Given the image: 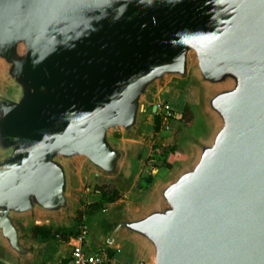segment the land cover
Masks as SVG:
<instances>
[{
  "label": "water",
  "instance_id": "water-1",
  "mask_svg": "<svg viewBox=\"0 0 264 264\" xmlns=\"http://www.w3.org/2000/svg\"><path fill=\"white\" fill-rule=\"evenodd\" d=\"M165 87L201 123L103 245L123 235L146 264H264V0H0L1 259L57 254L29 227L74 225L81 176L128 178Z\"/></svg>",
  "mask_w": 264,
  "mask_h": 264
},
{
  "label": "rangeland",
  "instance_id": "rangeland-1",
  "mask_svg": "<svg viewBox=\"0 0 264 264\" xmlns=\"http://www.w3.org/2000/svg\"><path fill=\"white\" fill-rule=\"evenodd\" d=\"M167 97L170 99V101H172L171 96H167ZM186 105L188 104L186 103ZM155 117L159 118V122L157 123V125H155L156 128L159 129L163 125L162 118L158 113H155ZM170 121L172 125L170 126V128H167L169 130H167L166 132H163L162 130L159 131L158 136L157 137L155 136V138L150 139L145 148L147 155H146V159H144L143 166L145 171H143L144 172L143 178L145 177L144 179L150 180V182L153 179L152 174L156 168H159L160 170L165 169V161L160 156H158V152L154 150V146L158 145L160 147V150H162L163 147L167 148L172 145L178 146L177 138L180 137L179 136L180 134L178 132L179 130L182 131L184 128V121L181 119L180 115L174 116ZM200 121H201L200 118L199 121L198 120L194 121V123L191 126H189V128L193 126L194 127L199 126L201 123ZM112 135L118 137L120 133L119 131L116 130V131H112ZM165 155L166 156L168 155L169 157L168 151L166 152ZM172 159L173 158L170 156L168 158V161H171ZM79 180H80L78 183L79 191L76 192V201H75V206L73 207L74 216L75 217L77 216L79 218L78 226L82 222L81 221L82 216L86 217L85 222L88 226V232L86 236L88 241L92 243L103 244L102 240L104 239V232H105L104 228L107 225V221H110L111 219L115 218L114 216L119 215L120 212L123 211L124 209L123 210L122 208L120 210L117 209L115 207L117 204L111 205L110 202L111 199H114L116 197L113 195V193H110L108 196L104 195V197H102L100 192L97 191L98 186L111 187L114 186V183L112 182L100 183L96 181L95 178H91L89 176L88 177L81 176L79 177ZM139 184L140 183L138 182V185ZM128 195H129L128 197L131 199H133L132 196L134 198H138L139 196L138 191L133 192L131 190ZM118 197L119 198L122 197L125 199L124 195L119 193L117 198ZM4 259L6 260V263L8 262V264H20L16 259H14L10 255H7L6 257H4ZM136 259H138V256L133 252L132 255L130 254L127 263L134 262L136 261Z\"/></svg>",
  "mask_w": 264,
  "mask_h": 264
},
{
  "label": "crops",
  "instance_id": "crops-1",
  "mask_svg": "<svg viewBox=\"0 0 264 264\" xmlns=\"http://www.w3.org/2000/svg\"><path fill=\"white\" fill-rule=\"evenodd\" d=\"M172 88L173 87H171V88L165 87L163 89H160V91L154 95V99H153L152 103H155L159 100H166L174 108V111L176 112V116H178V115H181V113L184 109V106L187 103L186 102V94L179 89H175V88L172 89ZM167 96H171L172 101H170V99ZM188 107L191 111L192 117L188 123H184L183 130L188 129L189 126H191L194 123V121L197 120V117H198L197 108H194L191 106H188ZM155 113H156V111L150 114V116L148 118L149 120H148L147 126H146V133L150 134L151 136L147 141H143V140L138 141L139 143L136 146L137 153H136V156L134 158L133 165L130 168L128 178L125 181H121V182L114 184V186L118 190L119 194H122L125 197V199L122 197H120V198L118 197L114 201H110L111 205L117 204L115 207H128L129 208V207H133V206H136L137 204H139V202H140L139 200L141 198H143L144 195H147L151 191H153V189H154L153 187L155 186L157 176L159 174L166 173L170 169L169 167H166V166H165V169H167V170H165V169L160 170L159 168H156L152 174L153 179L151 178L152 179L151 182L149 180L144 179L145 177L143 178V173H144L143 171H145L144 166H143L144 165V159H146V155H147L145 148L148 144V141L152 138H155V136L157 137L159 131L162 130L163 132H166L167 130H169V129H166L163 125H162V127H160L161 129L156 128V126H155L156 125ZM163 128H165V129H163ZM171 131H172V129H171ZM180 131L181 130H179V132ZM178 147H179L181 153H183V154L188 153V150L185 146H183V145L181 146L180 144H178ZM138 182L140 183L139 185H138ZM130 190L133 192L138 191V195H139L138 198H134L133 196H132L133 199L129 198L128 194H129ZM115 207H113V208H115ZM29 229H30V227H29ZM71 236H73V235H71ZM71 236H69V237H71ZM120 237L121 238H119L118 240H114L112 246L106 247L107 253L110 254L111 256H113L112 264H126L129 260L130 254L132 255L133 252L135 254H137V256L139 258L141 256L140 247H137L136 250H133L122 239L123 235H121ZM49 241L55 242L57 245L60 246V248L58 249L57 254L51 255L52 257L48 256L45 260H43L41 262V264H60V262L69 254V251H70L69 238L65 242H57L54 240H49ZM42 242H47V241H42ZM85 245L88 248H90L91 250H96L97 248H100L103 246V244H101V243L98 244V243H92V242L88 241L87 236L85 238ZM0 264H8V262L6 263L5 260L0 258Z\"/></svg>",
  "mask_w": 264,
  "mask_h": 264
},
{
  "label": "built area",
  "instance_id": "built-area-1",
  "mask_svg": "<svg viewBox=\"0 0 264 264\" xmlns=\"http://www.w3.org/2000/svg\"><path fill=\"white\" fill-rule=\"evenodd\" d=\"M156 113L162 118V124L167 129L170 128L171 119L176 116V112L171 104L166 100L155 102ZM86 217L82 216L79 227V233L69 237L70 251L60 264H112L113 256L107 253L106 247L103 245L96 250H91L85 245V238L88 232V226L85 222ZM73 241V242H72ZM109 243V242H108ZM127 264H146L144 260H137Z\"/></svg>",
  "mask_w": 264,
  "mask_h": 264
},
{
  "label": "trees",
  "instance_id": "trees-1",
  "mask_svg": "<svg viewBox=\"0 0 264 264\" xmlns=\"http://www.w3.org/2000/svg\"><path fill=\"white\" fill-rule=\"evenodd\" d=\"M180 117L184 121V123H188L190 121L192 114H191V111L188 105L184 106V109ZM155 121L157 125V123L159 122V118L155 117ZM167 148L163 147L162 150H160V147L158 145L154 146V150L158 152V156H160L165 161V166L170 167L171 161H168V158L170 156L172 158L180 156L182 153L180 152V149L178 146L172 145ZM166 150L169 153V157L168 155L167 156L165 155L167 152ZM97 191L100 192L102 197H104V195L108 196L110 193H113V195L116 197L114 199H111V201H114L115 199H117V196L119 193L115 186H111V187L110 186L109 187L98 186ZM78 221H79V218L76 216L74 225L70 227H63V226H58V225H48V224H41V225L34 224L30 226V231H31L32 237L40 241L54 240L57 242H65L68 240L69 236L71 235L75 236L79 233Z\"/></svg>",
  "mask_w": 264,
  "mask_h": 264
}]
</instances>
